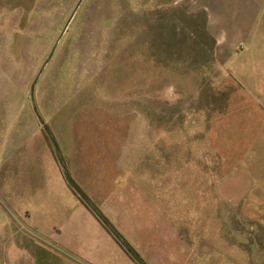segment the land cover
Wrapping results in <instances>:
<instances>
[{
  "label": "rangeland",
  "instance_id": "rangeland-1",
  "mask_svg": "<svg viewBox=\"0 0 264 264\" xmlns=\"http://www.w3.org/2000/svg\"><path fill=\"white\" fill-rule=\"evenodd\" d=\"M76 2L0 0L3 165L64 197V160L145 264H264L260 70L217 64L186 3L80 0L66 25Z\"/></svg>",
  "mask_w": 264,
  "mask_h": 264
},
{
  "label": "crops",
  "instance_id": "crops-1",
  "mask_svg": "<svg viewBox=\"0 0 264 264\" xmlns=\"http://www.w3.org/2000/svg\"><path fill=\"white\" fill-rule=\"evenodd\" d=\"M179 2L186 3L189 12L202 15L217 64L223 66L236 55L239 67L251 61L264 76V0ZM15 149L18 146L10 147ZM47 156L51 160L50 149ZM21 157L27 159L29 152ZM62 163L65 166L64 160ZM56 166L64 180L63 170ZM14 171L15 167L0 160V264L135 263L96 209L87 205L66 179L59 180L63 182L61 197L58 190L53 193L45 183H21ZM9 175L12 181L7 180Z\"/></svg>",
  "mask_w": 264,
  "mask_h": 264
},
{
  "label": "water",
  "instance_id": "water-1",
  "mask_svg": "<svg viewBox=\"0 0 264 264\" xmlns=\"http://www.w3.org/2000/svg\"><path fill=\"white\" fill-rule=\"evenodd\" d=\"M80 0H77L76 4L74 5V8L72 9L70 15L68 16V19H67V22H66V25L68 23V21L70 20V18L72 17L75 9L77 8L78 4H79ZM65 28V27H64ZM64 28L61 30V33L63 32ZM60 33V35H61ZM53 49L54 47L51 48L47 58L45 59L44 63L49 59V57L51 56V53L53 52ZM43 63V65H44ZM42 65V66H43ZM33 93V84H32V87H31V95ZM38 118H39V121L40 123L42 124L43 128L45 129L46 133L49 135L50 139H51V142L54 146V150H55V155L57 157V159L61 162V157H60V154H59V151H58V148H57V145L55 143V140L53 138V136L51 135L50 133V130L48 129L47 125L44 123L43 119L38 115ZM62 163V162H61ZM62 170H63V174L65 176V179L66 181L69 183V185L73 188V190L77 193V195L89 206H91L93 209H95L90 200L88 199V197L86 196V194L82 191V189L73 181V179L69 176L68 174V171L67 169L65 168V166L62 165ZM106 225L108 226V228L115 234V236L117 238H119V236L116 234V232L114 231L113 227L111 225H109L107 222H106ZM138 261V260H137Z\"/></svg>",
  "mask_w": 264,
  "mask_h": 264
},
{
  "label": "clouds",
  "instance_id": "clouds-1",
  "mask_svg": "<svg viewBox=\"0 0 264 264\" xmlns=\"http://www.w3.org/2000/svg\"><path fill=\"white\" fill-rule=\"evenodd\" d=\"M179 3V0H177ZM180 99L179 93L175 90V85H168L164 94L162 96V102H166L168 104H175Z\"/></svg>",
  "mask_w": 264,
  "mask_h": 264
},
{
  "label": "trees",
  "instance_id": "trees-1",
  "mask_svg": "<svg viewBox=\"0 0 264 264\" xmlns=\"http://www.w3.org/2000/svg\"><path fill=\"white\" fill-rule=\"evenodd\" d=\"M96 209V208H95ZM96 213L99 215V217L106 223L107 220L105 219V217L96 209ZM114 229V228H113ZM114 231L116 232V230L114 229ZM116 234L119 236V240L123 243V245L125 246V248L133 255V257L138 260L139 263L141 264H145L138 256L137 254L130 248V246L127 244V242L116 232Z\"/></svg>",
  "mask_w": 264,
  "mask_h": 264
}]
</instances>
